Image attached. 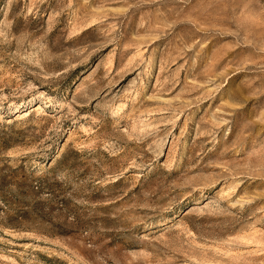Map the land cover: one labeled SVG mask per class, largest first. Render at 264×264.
<instances>
[{
    "label": "rangeland",
    "instance_id": "1",
    "mask_svg": "<svg viewBox=\"0 0 264 264\" xmlns=\"http://www.w3.org/2000/svg\"><path fill=\"white\" fill-rule=\"evenodd\" d=\"M0 264H264V0H0Z\"/></svg>",
    "mask_w": 264,
    "mask_h": 264
}]
</instances>
